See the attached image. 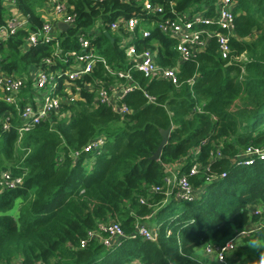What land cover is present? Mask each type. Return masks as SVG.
I'll return each mask as SVG.
<instances>
[{
  "label": "trees",
  "instance_id": "obj_1",
  "mask_svg": "<svg viewBox=\"0 0 264 264\" xmlns=\"http://www.w3.org/2000/svg\"><path fill=\"white\" fill-rule=\"evenodd\" d=\"M151 1L163 12L148 13L134 0H67L75 20L67 30H58L62 54H54L55 39L23 48L27 32L40 28V10L47 0H13L27 24L0 43V65L18 74L34 66L63 71L68 66L64 53L79 48L78 34L97 26L100 33L91 37V44L113 70L129 67L122 45L129 37L126 45L151 49L156 64L174 66L176 41L161 32L158 23L174 17L173 9L198 10L201 3L212 2ZM235 1L230 57L222 58L215 39L209 40L205 50L179 65L177 85L130 70L137 86L121 100L130 113L120 115L105 104L93 106L95 93L83 89L81 99L66 107L68 117L54 116L19 138L14 108L0 99V118L13 114L8 129L0 121V172L10 169L22 176L19 186L0 190V264H219L198 256L196 249L258 224L259 218L248 212L264 203V160L236 165L231 157L249 145H264V0ZM8 11L0 0V23ZM118 17H136L134 31L113 32L109 24ZM142 25L149 30L147 37L139 33ZM241 54L245 59L238 60ZM47 57L50 63L44 61ZM94 78L124 82L100 62L84 80ZM168 127V141L153 160L160 130ZM97 137L104 138L103 145L83 152ZM219 143L222 156L214 158L210 153ZM76 150L80 152L75 158ZM196 162L201 169L189 176L196 190L192 199L151 189L162 184L168 165L181 163L179 172L187 174ZM210 177L214 179L208 182ZM17 200V213L9 214ZM109 221L119 223L125 234L118 244L106 248L90 239L79 246L88 230ZM140 222L156 229L154 241L133 235ZM239 242L227 264H260L264 225Z\"/></svg>",
  "mask_w": 264,
  "mask_h": 264
},
{
  "label": "built area",
  "instance_id": "obj_2",
  "mask_svg": "<svg viewBox=\"0 0 264 264\" xmlns=\"http://www.w3.org/2000/svg\"><path fill=\"white\" fill-rule=\"evenodd\" d=\"M134 1L140 3L148 13L160 14L163 12V7L151 0ZM207 1L212 2V4H206L204 9L198 8L197 10L196 7H191L180 12L173 9L174 17L168 16L158 23L161 32L176 41L177 63L174 66H159L156 64L154 52L151 49L137 51L133 44L126 45L130 39L129 37L122 41L129 67L126 70H113L91 44V37L100 33L97 26L92 31L78 34L79 48L64 53L63 60L68 66L63 71H50L32 67L28 69V72L18 74L7 72L0 65V99L14 108L19 121V138L35 125L44 121H53L54 116L57 118L68 117L70 112L66 107L81 99L83 89L95 93L92 100L93 106L105 104L120 115L130 113L129 107L121 100L127 92L137 86L130 75L129 71L131 69L140 71L148 79H164L177 85L179 65L198 52L205 50L209 40L215 39L221 57L229 58L231 54L229 38L234 33V7L236 1ZM3 5L9 10V13L4 21L0 23V43L18 29L26 27L27 24L26 17L15 8L13 0H3ZM71 9L72 7L67 0H47L40 10L41 26L37 30L28 33L23 48L35 45L38 41L48 43L55 39L56 49L54 54H62L56 40V35L60 30L57 23L63 21L71 27L75 20V14L71 12ZM137 24L136 17H118L109 24V27L112 31L122 28L131 33ZM139 33L142 37H147L149 30L142 25ZM236 58L241 60L245 59V56L241 54ZM44 61L50 63L52 58L47 57ZM97 62L102 63L108 74L123 78L124 82L114 81L111 83L99 78L85 81L86 75L93 72ZM62 77V81L59 82ZM29 80L30 85L28 84ZM188 82L191 83L190 80ZM197 110L200 111L199 108ZM12 117L13 114L9 111L0 118L3 129L10 127ZM103 143L104 138L97 137L84 145L82 151L88 152L99 149ZM79 152L78 150L74 151L73 156L76 158ZM210 154L214 158L221 157V143L216 145L215 150ZM255 160H264V145H249L238 150L231 157L232 163L236 165H250ZM176 164L181 165V163ZM167 169L166 171H168ZM200 169L201 164L196 162L189 167L187 174L180 172L174 173L173 176L166 174L163 176L162 184L154 185L151 189L155 192H163L165 196L173 194L174 198L179 200L192 199L196 194V190L190 183L189 176L197 175ZM223 176H225V173L221 174V177ZM212 178H208V182L214 179ZM21 182L22 176L13 175L10 169H4L0 172V190L17 187ZM248 214L257 216L259 218L258 224H250L239 231H235L224 242L207 244L204 247L207 258L219 264H227L229 255L237 246V241L242 236L250 235L259 225H264V203L250 207ZM133 235H139L144 239L154 241L156 239V229L149 228L145 223L140 222L135 225ZM124 237L125 234L119 223L109 221L106 224H99L98 230H88L86 237L80 241L79 246L85 247L87 241L91 239L97 240L106 248H110L118 244ZM33 264L45 263L36 261Z\"/></svg>",
  "mask_w": 264,
  "mask_h": 264
},
{
  "label": "water",
  "instance_id": "obj_3",
  "mask_svg": "<svg viewBox=\"0 0 264 264\" xmlns=\"http://www.w3.org/2000/svg\"><path fill=\"white\" fill-rule=\"evenodd\" d=\"M57 27L64 31V30H67L70 26L66 23V22H63V21H59L57 23ZM103 34L108 38L110 39V41H113V37L111 36V34L109 33L108 30H104L103 31ZM170 129L171 127H168L167 129H163V130H160V135H161V140L157 146V149L156 151L153 153V155L151 156V159L153 160H157L159 159V155L161 153V150L163 148V146L167 143L168 141V137H169V132H170ZM166 172V170H165Z\"/></svg>",
  "mask_w": 264,
  "mask_h": 264
},
{
  "label": "rangeland",
  "instance_id": "obj_4",
  "mask_svg": "<svg viewBox=\"0 0 264 264\" xmlns=\"http://www.w3.org/2000/svg\"><path fill=\"white\" fill-rule=\"evenodd\" d=\"M205 5H206V3H201V4H200V8H201V9H204V8H205ZM147 26H148V27H151L152 25L148 23ZM19 204H20V200H17V201L15 202V205L13 206V208L9 211V214H16L17 211H18ZM143 223H144V222H143ZM145 224H146L149 228H154V227L150 226L147 222H145ZM207 244H212V242H208V243L202 245V247L198 248V251L196 252L198 256L206 257L205 252H204V247H205ZM238 246H240V242H239V241H237V246H236V247H238ZM230 258H231V257L229 256L228 259H230Z\"/></svg>",
  "mask_w": 264,
  "mask_h": 264
},
{
  "label": "crops",
  "instance_id": "obj_5",
  "mask_svg": "<svg viewBox=\"0 0 264 264\" xmlns=\"http://www.w3.org/2000/svg\"><path fill=\"white\" fill-rule=\"evenodd\" d=\"M167 168H168L167 173L170 174L171 176H173L174 173L176 174V172H179L180 166L176 163H173L171 165H168ZM200 247H202V246H199L198 248H200ZM198 248L196 249V252L198 251ZM231 259H233V256L231 257Z\"/></svg>",
  "mask_w": 264,
  "mask_h": 264
},
{
  "label": "clouds",
  "instance_id": "obj_6",
  "mask_svg": "<svg viewBox=\"0 0 264 264\" xmlns=\"http://www.w3.org/2000/svg\"><path fill=\"white\" fill-rule=\"evenodd\" d=\"M257 242L256 241H253L252 242V246H256ZM260 264H264V253L261 254V262Z\"/></svg>",
  "mask_w": 264,
  "mask_h": 264
},
{
  "label": "bare ground",
  "instance_id": "obj_7",
  "mask_svg": "<svg viewBox=\"0 0 264 264\" xmlns=\"http://www.w3.org/2000/svg\"><path fill=\"white\" fill-rule=\"evenodd\" d=\"M7 9V8H6ZM9 12V11H8ZM28 28V27H27ZM124 30V29H123ZM134 31V30H133ZM114 32V31H113ZM121 32V31H120ZM118 33V32H117ZM27 34H28V32H27ZM57 36V35H56ZM131 40V39H130ZM130 42V41H129ZM1 45V44H0ZM25 49V48H24ZM56 49V48H55ZM54 56V55H53ZM35 67V66H34ZM31 68V67H30ZM134 70H136V69H134ZM131 71H132V69H131ZM130 72V71H129ZM140 72V71H139ZM17 73V72H16ZM131 74V73H130ZM132 76V75H131ZM119 81H121V79L119 80Z\"/></svg>",
  "mask_w": 264,
  "mask_h": 264
}]
</instances>
